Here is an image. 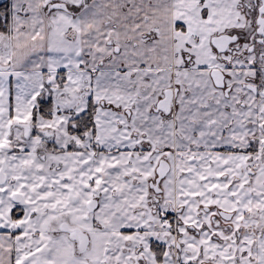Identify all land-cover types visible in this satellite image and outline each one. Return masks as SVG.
<instances>
[{"label": "snow or ice", "instance_id": "obj_1", "mask_svg": "<svg viewBox=\"0 0 264 264\" xmlns=\"http://www.w3.org/2000/svg\"><path fill=\"white\" fill-rule=\"evenodd\" d=\"M0 264H264V0H0Z\"/></svg>", "mask_w": 264, "mask_h": 264}]
</instances>
